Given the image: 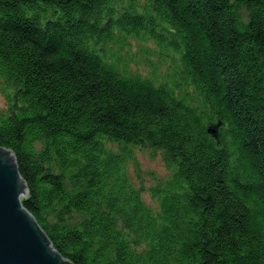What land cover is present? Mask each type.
Instances as JSON below:
<instances>
[{
    "label": "trees",
    "instance_id": "1",
    "mask_svg": "<svg viewBox=\"0 0 264 264\" xmlns=\"http://www.w3.org/2000/svg\"><path fill=\"white\" fill-rule=\"evenodd\" d=\"M132 39L179 56L172 83L121 71ZM1 78L23 204L74 264H264V0H0ZM141 144L174 171L158 212Z\"/></svg>",
    "mask_w": 264,
    "mask_h": 264
},
{
    "label": "rangeland",
    "instance_id": "2",
    "mask_svg": "<svg viewBox=\"0 0 264 264\" xmlns=\"http://www.w3.org/2000/svg\"><path fill=\"white\" fill-rule=\"evenodd\" d=\"M245 12V10H243ZM246 13V12H245ZM129 46L124 50L115 48L121 71L128 76L140 75L156 82L172 83L179 64V56L174 55L175 65L169 70L170 62L161 59L159 46L149 40H129ZM120 60V61H119ZM5 79H0V113L8 111L14 102L15 94L10 90ZM111 149L120 153L118 145H109ZM130 159L126 163L129 181L149 207L155 212L160 210V203L153 196V190L168 182L174 171L167 163V154L161 149L148 145L128 146Z\"/></svg>",
    "mask_w": 264,
    "mask_h": 264
},
{
    "label": "water",
    "instance_id": "3",
    "mask_svg": "<svg viewBox=\"0 0 264 264\" xmlns=\"http://www.w3.org/2000/svg\"><path fill=\"white\" fill-rule=\"evenodd\" d=\"M28 194L15 153L0 145V264H74L24 206Z\"/></svg>",
    "mask_w": 264,
    "mask_h": 264
}]
</instances>
